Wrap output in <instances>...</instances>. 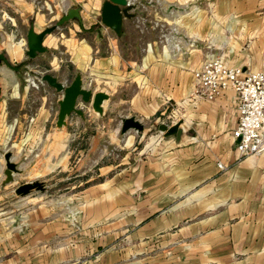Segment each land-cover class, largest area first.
Returning <instances> with one entry per match:
<instances>
[{
	"label": "crops",
	"instance_id": "0c3cea01",
	"mask_svg": "<svg viewBox=\"0 0 264 264\" xmlns=\"http://www.w3.org/2000/svg\"><path fill=\"white\" fill-rule=\"evenodd\" d=\"M130 1L119 35L102 21L105 0H67L81 16L46 34L34 60L28 30L49 26L42 7L64 0L8 2L22 24L34 17L25 35L0 15V53L12 65L0 67V190L6 153L18 167L12 183L84 167L86 182L18 211L0 201V264H264V152L237 147L238 91L190 96L194 71L216 56L264 66V0ZM173 26L176 39H165ZM78 72L110 98L103 114L80 98L84 116L58 127L62 92L29 78L70 83ZM131 116L143 129L122 132ZM178 121L179 137L161 131Z\"/></svg>",
	"mask_w": 264,
	"mask_h": 264
},
{
	"label": "built area",
	"instance_id": "2783aa9c",
	"mask_svg": "<svg viewBox=\"0 0 264 264\" xmlns=\"http://www.w3.org/2000/svg\"><path fill=\"white\" fill-rule=\"evenodd\" d=\"M178 29L171 27L164 33L167 40L176 39ZM190 45L194 39H187ZM175 47L180 48L178 41ZM195 81L190 96L213 99L230 87L239 95L238 121L234 130L237 147L242 155H259L264 152V66L256 71L244 70L241 66L227 65L221 56H216L194 71ZM30 83L38 86L41 76H30ZM79 210H72V221H77Z\"/></svg>",
	"mask_w": 264,
	"mask_h": 264
},
{
	"label": "water",
	"instance_id": "95a60500",
	"mask_svg": "<svg viewBox=\"0 0 264 264\" xmlns=\"http://www.w3.org/2000/svg\"><path fill=\"white\" fill-rule=\"evenodd\" d=\"M133 6L134 4L131 3L130 0H105L101 11L103 23L121 35L124 16L131 17L134 15L132 12H130V9H132ZM80 16L81 13L79 6L70 7L56 22L47 26L42 31H36L34 25H31L27 33L28 55L31 58H34L39 52L46 51L47 47L43 43L45 35L53 32L65 22ZM2 61H4L7 65L12 66L6 56L0 53V67L2 65ZM42 79L62 92V97L59 100L58 119L56 123L58 127L66 126L68 124V117H70L73 113H78L84 116L85 111L83 107L79 106L80 98L84 104L90 103L95 112L99 114L104 113L103 103L106 99L110 98V93L104 90L93 93L92 88L84 86L81 72H78L70 83L61 81L56 75L52 73H44ZM1 93L2 87L0 84V94ZM143 127L144 124L139 119H137L135 116H131L125 118L122 125V132H126L131 128L142 130ZM160 129L165 133L166 136L175 135L179 137L181 133L179 121L172 125L164 122L160 125ZM6 159L7 180H10L12 179L13 171L17 170V166L16 163L10 159L9 153L6 155ZM37 186L39 188L43 187L41 182H26L18 186L16 191L19 194H27L31 191V189Z\"/></svg>",
	"mask_w": 264,
	"mask_h": 264
},
{
	"label": "rangeland",
	"instance_id": "374dc122",
	"mask_svg": "<svg viewBox=\"0 0 264 264\" xmlns=\"http://www.w3.org/2000/svg\"><path fill=\"white\" fill-rule=\"evenodd\" d=\"M10 1L11 0H0V15L6 13V15L11 14L15 16L17 18L16 26L18 27V30H21L20 33H23L25 35L26 34L25 32L27 31L28 27L31 25L32 21L34 20V17H29L28 21L22 24L21 20L19 19L20 12L18 7L8 4V2ZM72 7H76V6L73 5ZM42 8L46 12V23L44 24L51 25L52 23L58 20V15H63L69 9V5L67 3V0H64V2H61V4L59 5H53L51 7L45 6ZM36 57L32 58V60L36 59ZM43 66L44 67L42 68L40 67L39 70L41 71L46 70L44 68L48 65L45 63V65ZM71 76L74 77L75 75H71ZM92 126H96L95 121L92 122ZM7 154L8 153H6L3 156V159L4 158L6 159ZM9 154H10V159L12 160V154L11 153ZM6 166H7V159H6ZM74 169L75 168L71 169L70 172L68 170V171H61L58 173H54L55 175L52 173L44 178L43 177L33 178V177L25 176L24 178H21L18 182L12 183L11 181H13L14 179V175H13L12 179L7 181L8 185H6L5 187L1 186L0 195L3 196V198H0V201L2 202L5 201L6 210L18 211V209H20L21 207L27 204L37 202L47 197H55V196L59 197L61 195H70L73 194L74 192H79L86 184V182L84 181V174H81L83 173L82 171L85 169V167L77 169L76 171ZM15 171H18V167L17 170ZM31 181L41 182L43 187L42 188H39L38 186L34 187L27 194L17 193L16 189L18 186Z\"/></svg>",
	"mask_w": 264,
	"mask_h": 264
}]
</instances>
